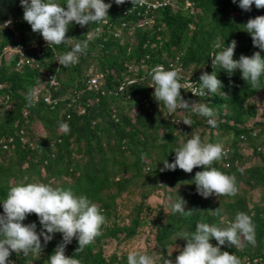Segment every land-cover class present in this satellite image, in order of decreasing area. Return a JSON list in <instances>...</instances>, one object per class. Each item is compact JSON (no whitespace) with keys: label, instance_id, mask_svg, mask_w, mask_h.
Wrapping results in <instances>:
<instances>
[{"label":"trees","instance_id":"obj_1","mask_svg":"<svg viewBox=\"0 0 264 264\" xmlns=\"http://www.w3.org/2000/svg\"><path fill=\"white\" fill-rule=\"evenodd\" d=\"M104 2L112 3L106 23L84 28L75 22L69 25L67 37L86 40L88 48L76 64L63 68L57 57L72 45L49 48L23 20L20 0H0V25L12 21L8 27L0 26V214L13 186L44 183L70 188L86 195L105 217L100 234L76 254L81 264H127V255H106L105 246L133 239L149 214L154 215L157 264H163L186 246L181 233H194L198 223L224 228L238 212H245L254 224L255 244L242 240L241 248L225 245L221 251L237 256L240 264H264V111L259 115L256 103L264 95V76L261 87L252 89L239 70L229 76L217 67L216 75L224 86L217 93L196 97L190 89L181 90L186 100L213 109L214 128L206 117L183 110L170 113L160 106L149 77L154 66L163 65L166 70L180 69L182 83H199L202 70L213 72L209 53L214 43L228 47L235 40L234 59L241 54L252 56L260 49L240 25L264 16V9L253 5L245 12L239 0L236 4L232 0H176V11L173 0L156 10ZM57 3L64 5L66 0ZM88 31L90 37H86ZM20 47L24 52H9ZM53 75L57 82L51 85ZM93 78L98 81L96 88L90 85ZM29 89L37 90L33 106L27 99ZM185 118L192 120L191 127L182 123ZM61 123L68 124L67 131L60 129ZM193 131L203 143L223 146L225 155L213 166L235 177V196L205 199L194 184L184 183L192 181L202 167L191 174L179 168L160 171L165 160L174 162V150ZM162 182L171 188L165 192L167 202L152 209L148 200ZM254 191L260 194L258 201L253 200ZM131 197L136 200L125 205L123 200ZM179 197L187 202L185 211L193 210L192 215L172 212L171 204ZM123 207L129 211L127 222L120 213ZM218 208L219 215L209 212ZM32 223L39 233L42 226L35 214L23 221L24 225ZM62 239L56 233L43 245L41 238L42 252L29 257L12 253L15 264H47ZM210 243L218 246L214 239ZM177 246L178 250L169 252ZM77 248L74 238L65 255L73 257Z\"/></svg>","mask_w":264,"mask_h":264},{"label":"clouds","instance_id":"obj_2","mask_svg":"<svg viewBox=\"0 0 264 264\" xmlns=\"http://www.w3.org/2000/svg\"><path fill=\"white\" fill-rule=\"evenodd\" d=\"M117 5H123L127 0H113ZM131 3L143 4L144 0H131ZM236 4L237 0H232ZM188 4V3H187ZM256 9H264V0H239V8L250 12L252 6ZM23 9V20L31 26L32 32L42 36L47 46H59L71 44V49L57 57V62L67 68L79 61L80 55L86 54L87 41L67 37L69 25L75 22L81 28L90 24L106 23L109 18L108 12L112 3L104 0H66L61 5L57 0H20ZM189 6V5H187ZM11 20L3 25L8 27ZM244 32L251 36L253 46L260 49L252 56L241 54L239 59H234L237 41L232 40L228 47L223 43H214L210 51L212 74L203 72L199 77V83L192 81L181 82L180 69L172 68L166 70L163 65L154 66L149 77L154 88V99L170 113L177 110L190 111L201 117H206L211 127H216L215 113L206 104L196 100H186L181 95L182 89H190L196 96L215 94L224 86L218 79L215 69L217 67L226 71L229 76L237 70L242 74L241 78L247 82L252 89L261 87V77L264 76V16L250 18L246 24L240 25ZM99 29H97L98 31ZM92 34L88 31L86 37ZM119 35V34H118ZM74 42V43H73ZM216 49H219L217 51ZM60 70L58 69L57 72ZM57 82V75L50 78V84ZM36 89H29L27 99L29 106H33L36 99ZM182 123L191 127L192 120L185 118ZM60 129L67 131L66 123L59 125ZM175 160L169 163L163 162L161 172L176 171L177 168L185 173L191 174L194 168L202 167L190 182L196 187L197 193L208 199L235 196L237 187L234 176H229L216 167L214 162L225 155L224 148L219 143H203L197 131L191 133L182 146L174 150ZM178 186V185H177ZM3 203V214H0V264H11L9 257L12 253L30 254L42 252V242L46 245L56 233L63 236L62 242L57 245L54 253L49 257L47 264H81L75 258L76 254L82 252L86 246L100 234V229L105 223V217L95 203H92L86 195H77L72 189L52 187L50 184L30 183L20 184L10 188ZM186 201L179 200L171 204L173 213L192 215L193 210L185 211ZM220 214V208L214 212ZM30 214L39 218L42 229L37 233L35 223L24 225L23 221ZM181 239L186 241V246L179 250L175 258V264H240V260L234 254L221 251V246L239 248L242 240L255 244L254 224L252 218L245 212H238L234 221L229 222L224 228L207 223H198L192 234H180ZM78 240V248L73 257L65 255L66 248L73 239ZM218 242L213 246L210 240ZM159 254L151 255L130 251L127 254V264H157ZM163 264H173L172 259L165 258Z\"/></svg>","mask_w":264,"mask_h":264},{"label":"rangeland","instance_id":"obj_3","mask_svg":"<svg viewBox=\"0 0 264 264\" xmlns=\"http://www.w3.org/2000/svg\"><path fill=\"white\" fill-rule=\"evenodd\" d=\"M166 2H168V0H165ZM173 10H177L178 9V4L176 2V0H173ZM188 5V4H187ZM11 57V55H7V58L9 59ZM204 70L201 71V73H203ZM192 77V73L188 75V78ZM256 103H257V107H258V113L259 115L264 111V95L258 96L256 98ZM252 123V122H251ZM250 123V124H251ZM219 143V142H217ZM220 144V143H219ZM162 186H160V189L157 190V194L153 197H151L148 200V205L150 208L152 209H157L160 208L162 206H165V201L166 198L168 199L167 194L165 193L166 191H170L171 188L170 186L167 185V183L162 182L161 183ZM253 200L254 201H258L260 194L258 191H254L251 193ZM136 198L135 197H131L128 200H123V203L125 205H130V203L132 201H135ZM167 202V201H166ZM122 218H125V222L128 221V208H124L122 209V211H120ZM148 216V217H147ZM146 218H144V225L142 226V228H140L139 234H137L133 239L128 240L125 243L119 244L118 242H112L109 245L105 246V252L106 255H110L112 253H117V255H127L130 251H137L139 253H143V254H148L151 255L152 253H157L156 249L154 248L156 246L155 244V226L153 224V218L154 215L153 214H149L147 215ZM242 247V243L241 246L239 248ZM180 247H171L169 252L173 253L176 250H178ZM158 254V253H157ZM160 257V255H159ZM173 264H175V259L172 260Z\"/></svg>","mask_w":264,"mask_h":264},{"label":"built area","instance_id":"obj_4","mask_svg":"<svg viewBox=\"0 0 264 264\" xmlns=\"http://www.w3.org/2000/svg\"><path fill=\"white\" fill-rule=\"evenodd\" d=\"M127 3H131V0H127ZM167 2L166 1H160V0H144V3L143 4H137V6H140V7H145L147 6L148 8H151L152 10H156L158 7L162 6V5H166ZM189 5V4H188ZM132 12V11H131ZM145 22H142V24L140 25H144ZM9 52H24V48L23 47H20V48H16V49H13V48H9ZM90 85L93 86V87H97L98 85V81H97V78H93L90 80ZM4 148H7V145H4ZM11 254V256L9 257V261L11 262V264H15L17 262L15 256Z\"/></svg>","mask_w":264,"mask_h":264}]
</instances>
